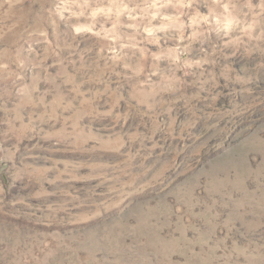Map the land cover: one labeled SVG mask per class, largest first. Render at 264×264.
<instances>
[{"label":"rangeland","instance_id":"374dc122","mask_svg":"<svg viewBox=\"0 0 264 264\" xmlns=\"http://www.w3.org/2000/svg\"><path fill=\"white\" fill-rule=\"evenodd\" d=\"M0 264H264V0H0Z\"/></svg>","mask_w":264,"mask_h":264}]
</instances>
